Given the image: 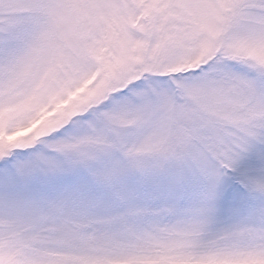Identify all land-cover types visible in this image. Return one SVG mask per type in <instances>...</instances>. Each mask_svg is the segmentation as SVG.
<instances>
[{"label": "snow or ice", "instance_id": "obj_1", "mask_svg": "<svg viewBox=\"0 0 264 264\" xmlns=\"http://www.w3.org/2000/svg\"><path fill=\"white\" fill-rule=\"evenodd\" d=\"M0 264H264V0H0Z\"/></svg>", "mask_w": 264, "mask_h": 264}]
</instances>
